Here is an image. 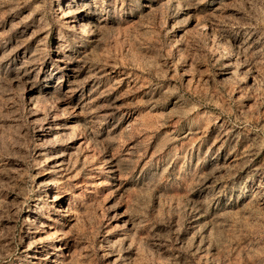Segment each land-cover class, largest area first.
<instances>
[{
  "label": "rangeland",
  "instance_id": "1",
  "mask_svg": "<svg viewBox=\"0 0 264 264\" xmlns=\"http://www.w3.org/2000/svg\"><path fill=\"white\" fill-rule=\"evenodd\" d=\"M0 264H264V0H0Z\"/></svg>",
  "mask_w": 264,
  "mask_h": 264
}]
</instances>
